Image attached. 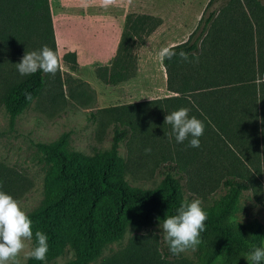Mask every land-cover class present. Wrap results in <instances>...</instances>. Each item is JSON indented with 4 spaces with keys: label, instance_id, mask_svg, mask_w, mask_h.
I'll list each match as a JSON object with an SVG mask.
<instances>
[{
    "label": "rangeland",
    "instance_id": "rangeland-1",
    "mask_svg": "<svg viewBox=\"0 0 264 264\" xmlns=\"http://www.w3.org/2000/svg\"><path fill=\"white\" fill-rule=\"evenodd\" d=\"M208 1L113 0L110 6L104 7L102 0L88 3L86 0L87 5H83V0H51L49 9L56 19L72 16V23L67 27L64 24L63 29L70 30V37L80 45L96 49L106 45L115 29L109 26V12L117 17V21L121 22L120 64H126L129 70L133 67V76L140 70L131 87H136L138 93L145 94L147 90L154 93L141 98L130 97L125 85L111 86L102 84L100 80L95 81L96 66H92L93 72L87 66L79 69L74 53L58 54L55 48L59 58L58 71L55 75L45 74L40 93L11 120L2 98L7 89L25 77L18 73L15 64L20 62L25 52L36 51V45L39 47L42 40L33 35L36 32L26 34L22 39L17 37L13 42H5L2 35L7 26L18 25L26 33L34 25L46 29L48 18L43 13L39 15V23H34V17H31L27 7L19 9L12 0H0V190L13 196L29 215L43 200V183L50 168L36 144H50L65 136L64 150L68 153L92 156L108 151L118 122L111 115L100 112L101 109L133 102L149 103L144 107L151 115L158 114V118L152 120L162 126L165 116L176 110L175 106H171L172 103L153 102L176 94L166 89L165 70L157 52L162 47L185 41ZM223 2L224 5L227 3V7L224 16L219 19V33L215 42L208 38L206 46L212 48L216 45L218 51L227 52L233 38L226 37V34L232 33L235 17L237 27L243 29L249 26L253 36L249 76L257 89L253 95L246 92L237 97L242 100L233 106L231 115L235 119L230 123L236 129L235 135L230 139L222 136L204 145L202 135L199 138L200 147L193 148L189 146L191 137L177 143L172 130L168 128H165V132L156 130L145 135L141 132L143 124L139 122L137 130L119 143L117 153L126 184L140 190L158 189L165 167L179 159L181 172L172 171L171 176L179 180L182 198L189 201L200 199L204 210L215 207L227 193L228 188L223 185L226 177H243L247 189L240 192L230 221L242 224L256 221L264 231V90H259L264 88V70L261 69L264 59V0H255L258 5L251 0ZM224 5L222 3V7ZM220 6L221 2H216L212 8ZM80 8L95 11L96 22L87 30L79 29ZM60 24H63L62 19ZM49 41L47 46L51 48ZM91 51L87 49L86 55L89 56ZM114 59L115 56L111 65ZM167 106L169 111L165 109ZM196 118L200 120V117ZM146 148L151 151L146 153ZM160 223L154 221L138 228L128 225L122 237L105 245L89 264H113V259L138 240L136 237L147 250L154 241L159 243L164 235ZM25 245L17 257L20 264H27L30 258L27 254L32 242L25 241ZM72 257L71 250L66 248L60 255L46 259L42 264H66ZM177 257L190 264H201L199 246L195 250L181 252ZM212 264L221 263L216 260Z\"/></svg>",
    "mask_w": 264,
    "mask_h": 264
},
{
    "label": "trees",
    "instance_id": "trees-1",
    "mask_svg": "<svg viewBox=\"0 0 264 264\" xmlns=\"http://www.w3.org/2000/svg\"><path fill=\"white\" fill-rule=\"evenodd\" d=\"M12 1L19 9L22 6L29 9L34 23H39V15L46 14L48 28L39 29L34 25L26 33L18 25L7 26L2 39L13 42L17 37L22 39L26 34L36 32L33 35L42 40L39 47L36 45L37 50L50 40L55 51L48 0ZM223 1L227 0H209L187 39L169 47L177 55L161 60V65L165 70L166 89L176 96L153 102L172 103L176 110L188 108L189 117H200L205 126L203 145L222 136L228 139L234 136L236 129L230 123L235 118L231 113L242 100L237 97L246 92L249 95L256 92L254 80L251 83L249 76L253 52L249 26L238 28L237 18H233L232 33L226 34V37L233 38L227 52L218 51L216 45L212 48L206 46V40L211 38L215 42L219 33V19L227 7ZM251 1L258 5L255 0ZM216 2H221V6L212 8ZM248 23L246 25H250ZM121 44L122 40L112 65L95 70L97 79L105 85H116L134 75L133 67L129 70L126 64H120ZM180 51L189 54L188 61L181 60ZM261 69L264 70V59ZM44 83L45 73L37 71L6 90L2 101L11 120L37 97ZM26 92L31 93V101L25 99ZM146 104L149 103H130L100 110L118 122L113 130L110 149L106 152L92 156L68 153L64 150L65 136L50 144H36L50 168L43 183V200L28 216L32 221V246L35 231L40 230L48 236L46 259L54 258L68 248L73 257L66 264H89L105 245L120 239L128 225L138 228L154 221L163 223L166 215L176 214L184 200L179 180L171 176L172 171L181 172L179 159L165 167L161 185L156 190L131 188L123 177L118 145L137 130V123L142 122L141 132L145 135L156 130L165 132V128L172 130L170 124L160 126L153 122L158 114L151 115L144 107ZM165 109L170 110L168 106ZM181 160L184 162V158ZM223 185L228 188L227 193L215 207L205 210V231L200 234L201 243L198 245L201 264H212L216 260L221 264H249L251 261L246 259L247 254L253 247L264 246V231L256 221L250 224L230 221L240 192L247 189L243 177H226ZM135 239L139 240V237ZM138 240L113 259V264H190L173 255L163 237L159 243L154 241L147 250ZM42 262L30 257L27 264ZM260 264H264V260Z\"/></svg>",
    "mask_w": 264,
    "mask_h": 264
},
{
    "label": "clouds",
    "instance_id": "clouds-1",
    "mask_svg": "<svg viewBox=\"0 0 264 264\" xmlns=\"http://www.w3.org/2000/svg\"><path fill=\"white\" fill-rule=\"evenodd\" d=\"M112 3L113 0H102L104 7ZM176 55L169 47H162L157 52L160 60L171 59ZM178 55L183 61L189 59V54L185 51H180ZM15 65L21 76L32 75L37 71L55 75L59 69V58L52 48L44 45L39 50L25 52ZM25 99L31 101V93L26 92ZM189 111L184 107L174 110L165 116V123L172 126V136L177 143H183L191 137L189 146L198 148L205 126L195 116L189 117ZM150 151V148L145 149L146 153ZM201 204L200 199H184L176 214L166 215L163 223H160L163 239L173 255L188 249L195 250L201 243L200 234L205 231L204 222L207 219V213ZM25 241L33 242L32 221L13 196L0 190V264H20L17 257L25 249ZM48 251V236L40 230L35 231L34 243L27 255L44 261ZM246 259L252 264H260L264 260V246L253 247Z\"/></svg>",
    "mask_w": 264,
    "mask_h": 264
},
{
    "label": "crops",
    "instance_id": "crops-1",
    "mask_svg": "<svg viewBox=\"0 0 264 264\" xmlns=\"http://www.w3.org/2000/svg\"><path fill=\"white\" fill-rule=\"evenodd\" d=\"M83 1H84L83 5H87V3L91 2L92 0H89V1L87 0L86 4H85L86 0H83ZM49 2H51V0H48V5H49ZM79 11H80V15H78L79 21H77L78 24L80 25L79 29L84 30L85 28L87 30V28H90V25H94L96 22L95 11L94 10L90 11L87 8H85L84 10L80 8ZM109 14H110V19H111L109 22V26H111V28L115 27V29L112 33V36H109L108 43L96 49L95 47L93 48L91 46H87L84 44L80 45V44L75 43L76 39L71 38L72 33H70V30L67 31V29H63L64 24H66V27H67L68 24L72 23L71 15H65L62 18L59 17L58 19H56L55 16L53 15L52 10H50L51 25H52L53 37H54L55 48L57 50V53L58 54L63 53V52L74 53L75 62L78 68L81 69L82 67L87 66L92 72H93L92 66L104 67V66L111 65V61L113 60L115 56L116 49H117V46H118V43L121 37V27H120L121 22L120 21L118 22L117 17L111 15L112 14L111 12H109ZM61 19L63 20V24H60ZM67 35L69 36V38H67ZM84 39H86V37ZM172 45H175V44H171L167 47H170ZM87 49L92 50L89 56L86 55ZM139 71L140 70L138 69L136 71L135 76L131 77L130 79L116 84V85H125L126 87L125 90H128V95L130 97L141 98L143 96L145 97L150 96L151 94L154 93L153 91L147 90V93H145L146 94L145 95L144 93H141V92L138 93L136 87L135 88L131 87V84L134 83L135 78L138 75ZM95 79H96L95 81L98 80L96 75H95ZM116 85H113V86H116ZM130 92H132V94H130ZM136 100H139V99H136ZM135 102H138V101H135Z\"/></svg>",
    "mask_w": 264,
    "mask_h": 264
}]
</instances>
